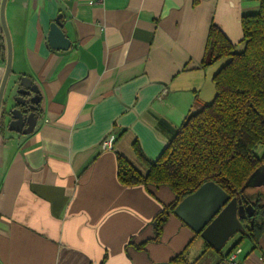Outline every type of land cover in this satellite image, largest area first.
I'll return each instance as SVG.
<instances>
[{"label": "crops", "instance_id": "obj_1", "mask_svg": "<svg viewBox=\"0 0 264 264\" xmlns=\"http://www.w3.org/2000/svg\"><path fill=\"white\" fill-rule=\"evenodd\" d=\"M259 9L260 0H7L5 95L26 75L41 101L31 133L1 117L0 264H177L187 247V264H223L236 244L242 264H264V235L207 247L171 214L157 238L155 216L175 194L118 178V154L146 175L134 143L158 158L170 141L158 122L178 129L196 103L214 99L227 60L210 63L211 26L242 51V17ZM59 14L67 50L48 39ZM7 57L0 19V86ZM111 133L114 147L103 150Z\"/></svg>", "mask_w": 264, "mask_h": 264}, {"label": "trees", "instance_id": "obj_2", "mask_svg": "<svg viewBox=\"0 0 264 264\" xmlns=\"http://www.w3.org/2000/svg\"><path fill=\"white\" fill-rule=\"evenodd\" d=\"M242 27V51H237L215 24L210 28V63L227 59L213 77L214 99L196 103L178 129L165 120L158 122V127L170 135L158 158H147L139 143H134L136 154L147 166V174L143 175L118 154V178L122 184L167 186L175 194V200L155 216L157 238L170 215L176 214V205L209 180L219 184L231 198H245L253 206L252 214L242 219L244 229L238 233L241 240L258 242L264 235V188H244L250 176L264 164V152L256 151L264 146V0H260L257 13L242 17ZM205 242L207 247H213ZM187 251L188 247L174 261L187 264Z\"/></svg>", "mask_w": 264, "mask_h": 264}, {"label": "water", "instance_id": "obj_3", "mask_svg": "<svg viewBox=\"0 0 264 264\" xmlns=\"http://www.w3.org/2000/svg\"><path fill=\"white\" fill-rule=\"evenodd\" d=\"M7 0H2L0 19L5 33L8 57L4 78L0 86V123L1 117H8V128L22 134L31 133L38 121V105L41 101L39 86L29 76H22L16 83V90L12 96V87L7 96L5 90L12 71L13 49L10 31L5 17ZM62 14L51 23L49 43L56 49L67 50L71 41L63 30ZM12 96V98H11ZM12 99V100H11ZM5 100V101H4ZM14 101L6 109L4 116L1 109L3 103ZM264 188V164L250 176L245 187ZM253 206L247 204V199L230 197L215 181L204 182L196 191L184 197L175 207L174 212L191 228L200 233L201 237L216 249H221L235 234L244 229L242 219L251 215Z\"/></svg>", "mask_w": 264, "mask_h": 264}, {"label": "built area", "instance_id": "obj_4", "mask_svg": "<svg viewBox=\"0 0 264 264\" xmlns=\"http://www.w3.org/2000/svg\"><path fill=\"white\" fill-rule=\"evenodd\" d=\"M117 140V135L115 133H111L106 136L102 142L101 147L103 150H110L114 147V144ZM242 252L241 247H235L223 259V264H242L240 260V254Z\"/></svg>", "mask_w": 264, "mask_h": 264}, {"label": "rangeland", "instance_id": "obj_5", "mask_svg": "<svg viewBox=\"0 0 264 264\" xmlns=\"http://www.w3.org/2000/svg\"><path fill=\"white\" fill-rule=\"evenodd\" d=\"M238 49H240V48L238 47ZM236 50H237V49H236ZM237 51H238V50H237ZM224 60H227V59L224 58ZM15 90H16V86H15L14 90L12 91V96L14 95ZM8 92H9V88H8L7 93H8ZM12 96H11V98H12ZM11 100H12V99H11ZM11 100L8 101V103H7V105H6V107H7L6 109H9V108H10V104H11L12 102H14V101L11 102ZM5 119H6V122H7V121H8V117L6 116ZM7 124H8V122H7ZM256 151H257L258 154H262V153L264 152V146H260V147H258Z\"/></svg>", "mask_w": 264, "mask_h": 264}, {"label": "flooded vegetation", "instance_id": "obj_6", "mask_svg": "<svg viewBox=\"0 0 264 264\" xmlns=\"http://www.w3.org/2000/svg\"><path fill=\"white\" fill-rule=\"evenodd\" d=\"M38 111H39V107H38V110L36 111L37 114H38Z\"/></svg>", "mask_w": 264, "mask_h": 264}]
</instances>
